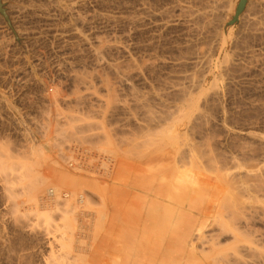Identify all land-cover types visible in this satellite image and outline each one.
<instances>
[{
  "label": "rangeland",
  "instance_id": "obj_1",
  "mask_svg": "<svg viewBox=\"0 0 264 264\" xmlns=\"http://www.w3.org/2000/svg\"><path fill=\"white\" fill-rule=\"evenodd\" d=\"M0 1L10 21V23H7L0 14V149L6 146L9 156H14V159H17L23 157V153H25L24 156L29 153L32 147L39 149L47 145L45 147L50 149V147L55 145L53 143L51 146V142L54 141L55 143L58 142V145H55L57 148L54 146L53 149L47 150L42 147L43 151L45 150L44 153L48 154L49 158L51 157L50 162H57L61 157H63L61 159L65 158L64 162L68 158L72 160L69 159L64 164L60 160L62 163L58 161L59 164H57L64 168L56 165L52 166V168L55 167L58 170L69 173L72 181H76L78 186L70 190L76 196L75 201L71 200L72 202L79 205L77 200H79L80 194L83 193L82 195L85 199L89 196L90 198H88L92 199L94 203L90 202L91 204H89L92 205L93 210H88L92 209L90 208L91 206H87L88 209L87 207L83 208L85 206L80 207L83 205L80 203L79 208L82 210L79 209L81 212H77L78 218L76 215L77 220H73L75 222L74 225L72 221V226L78 225L77 227L83 226L85 228L81 232V242H79L82 243V253L84 255L88 254L86 255V261L89 264H102L107 261L105 257L108 254L110 245L104 240V230L97 231L96 236L94 235L98 229L95 224H98L99 215L97 216V214L102 207L100 199L106 196L105 191L111 182L109 176L112 177L116 172V159L126 156L124 154L125 151H123L125 146H127L128 150L131 148H128L129 143L126 142L129 138L130 143L132 140L136 142L140 140L142 142L144 141L143 138L146 139L151 134L154 135L157 131L159 132L166 124L168 127L173 126V130L176 128L179 133L185 131V138L180 134L182 138L187 139L188 137V141L191 139V142L192 140L193 142L198 140L194 142V145H196L195 143L201 145L206 141L205 144H202V147L196 146L199 152V147H201L202 151L207 148L206 151L209 154L212 152L211 155L216 156L219 154L216 157L221 160V163L224 160L222 164H226L232 174L234 171V174L242 175L246 168L242 169V171L237 169L245 166L243 165L245 162L246 167L252 164L250 165L252 166L250 167L251 169L248 168L249 166L247 167L248 171L253 169V164L254 167L264 164V0ZM197 19L198 21H196ZM105 83L106 85H104ZM144 102H148L147 105L149 106L146 103L143 104ZM142 104L146 106H142V108ZM191 104L193 105L190 106ZM128 106L130 107L129 109ZM135 108L137 112H135ZM152 110L153 112H151ZM146 111H149V113ZM151 113L156 115L154 116ZM127 114L129 116L133 114V117L130 116L132 117L130 118ZM148 114L152 115L150 118L157 116V120L155 118L156 121L153 119L155 122L150 123L153 120L149 118ZM177 116H179V119H177ZM133 118L138 119L135 120ZM177 120L179 121L177 122ZM147 121L149 125L145 123ZM185 124H188L190 128ZM177 125L180 126L177 127ZM71 126H74L79 131L81 130L84 134L81 131L76 134L74 131L76 134L74 135V132H71L73 131L70 129H73ZM97 126L101 129L98 130ZM134 126L135 128H133ZM87 127H89L88 130ZM136 127L138 128L136 129ZM146 127L153 132L150 133ZM157 127L159 128L158 130ZM192 127L193 130L191 129ZM151 128H156L155 132ZM135 130L139 131V136ZM141 130L143 133H141ZM69 133L78 137L73 138L71 136L69 138ZM103 133L118 137H110L111 140H116V143L112 140L115 144L112 143V148L103 145V142H105V139L104 141L102 140L105 138ZM91 134L93 137H91ZM97 134L103 138H98ZM131 134L136 135V138L137 136L142 138L141 134L146 136L148 134V136L146 138L143 136L142 139L137 138V141L135 136ZM131 136L134 137L132 138ZM77 138H80L79 142H77ZM92 138L94 140L96 138L99 139H96L95 146L92 145L94 143ZM85 139L86 141L82 142ZM50 140L52 141L50 142ZM74 140L76 143H74ZM100 140H102V143H100ZM119 140L121 144H124L122 140H125L128 145L120 144L118 146ZM208 140L211 141L210 145H214H211V148H208L210 147ZM91 141L93 142L91 143ZM99 144H101V147L98 148L97 145ZM116 145L118 148H116ZM205 145L209 146L203 148ZM121 146L124 147L122 148ZM215 147L216 149H212ZM109 148L110 151L117 153H114L118 155L116 156L117 158L112 155L113 152H110ZM251 149L253 151H250ZM164 150L170 152V154H175V149L169 146L164 148ZM218 151L225 153V155ZM101 152L103 155L99 154ZM154 153L155 150H152L146 156L154 155ZM222 155L228 156L225 157L227 158L226 160H232L227 161V164ZM247 156L249 160L251 159V162L253 159L254 163L247 162L248 159H245ZM106 157L108 158L106 159ZM127 157L128 159L131 158L129 160L132 162L138 160L133 155H127ZM199 157V159H202L201 156ZM146 159L147 157L144 161ZM205 160L206 158H204L203 162ZM88 161H92L93 164ZM50 162L43 169H37V171L40 170L38 171L40 177L45 176L51 179V175L47 173L48 165L50 167L52 165ZM73 162L75 163L73 164ZM107 162H113V165L111 166ZM239 162L243 164L241 165ZM263 164L260 165L262 168H264ZM104 166L108 169L106 170ZM223 166L219 165V168ZM261 167H259L261 169L259 171L260 174L264 172ZM231 168H234V170L232 171ZM224 169L226 170L225 167ZM78 170L79 172H77ZM225 170L222 171L223 174H227ZM6 173L0 171V264L60 263L57 261L58 253L51 254L50 250L56 241L59 243L57 239H61L60 236L62 237V234L67 236L68 227L62 220L63 216H59L61 215L60 210L56 212L55 209H52L53 203H48L53 200V197L50 196V198L48 193L47 195L43 193L46 190L49 192L52 186H48L49 184L45 185L42 194L46 198L40 193L42 199H39L38 209L34 199L30 201V197H28L29 194L26 191L27 188H25L26 183L20 181L17 174L8 172L10 175L12 174L10 176ZM205 174L213 177L211 173L205 172ZM3 175L5 177L8 175L9 177L7 176L6 179H9L14 185L9 180L6 181ZM14 175L17 177L16 179H14ZM240 181L242 180L240 179ZM240 181L238 180L239 183H241ZM10 183L12 186H10ZM52 183L56 184L53 180ZM216 183H218V194L220 198H223L225 193L229 192V189L228 192L226 191L228 186L224 184V186H227L225 189L222 183L218 181ZM234 184L231 185L233 188L236 186ZM239 185L243 186V183ZM237 186L234 189L235 191L238 189ZM241 186L239 187L242 188ZM5 187L6 189H3ZM12 187L17 191H14ZM21 187H24L26 192ZM19 188L21 189L18 190ZM233 188L231 189L232 191ZM240 188L239 191L241 190ZM7 189L10 190L8 191ZM11 189L13 190L11 191ZM120 189L122 190V187ZM253 189L254 187H252V192L256 191V193H252L251 189L248 190L250 192L246 191L247 193L244 190L243 193L241 190L242 194L239 197L243 196L242 198L248 199L249 195H251L250 199H248L249 204L247 203L248 200H245L247 206L242 204L245 206L243 208L246 210V207L252 208V205L256 208L254 203L260 202L261 208H259L263 211L264 202L262 200H264V194H261V196L263 195L262 198L258 196L261 190ZM59 191L61 199H70V197H67L71 196L69 195V188ZM262 191L261 193H264ZM18 192H21L20 195ZM11 193L15 194L14 197H17H12L13 199H11ZM22 194L23 196H21ZM232 194L234 197L236 193ZM246 194H249L248 197ZM33 195L35 196L36 194L34 193ZM36 196L38 197V195ZM237 196L236 203L238 202L239 204H237L241 206L240 202L242 200L239 202ZM252 197H256L258 201L250 205ZM125 198V196L113 194L112 201L116 200L117 206H120V204L126 203L127 199ZM105 199H107V196ZM45 200L46 203L43 202ZM14 204H17V208ZM47 204L48 207L46 206ZM98 204L101 206L100 208H98ZM232 204L231 202L228 204L229 208ZM228 205L226 206L227 209ZM233 205L231 206L233 212L238 211L236 210L238 208L235 206L236 209H234ZM225 209H222L224 213L227 211ZM252 209L248 208L251 212L254 210ZM260 209L258 211L255 209L254 211L259 213ZM44 211L46 214L49 211L47 218H43ZM216 212H219V210ZM228 212H226L227 215L223 213L225 218H230L228 219L230 222L235 220V223L238 222L236 220H240L241 223L237 224L242 226V220L250 217H246L248 212L242 211V213L246 214L245 218L244 214H239V217L242 215V220L235 219L236 217L232 219L235 213L233 214L230 211L228 214ZM79 214H83L85 217ZM249 214L251 215L250 218L255 216H252L251 213ZM216 215L217 213L215 217ZM50 216L54 218L53 221H51L53 218L51 219ZM259 216L263 218L260 217L256 221L252 219L253 223H251L252 220L250 218L248 219L251 220L250 223L253 228L255 226L257 230H262L261 232H263L264 215L259 213L255 217L259 218ZM102 222L104 223V221ZM234 222L232 225L237 226ZM209 223L203 231L204 239L209 238L211 235L213 236V233L214 238L220 235L218 225L213 222L209 225ZM56 228L57 231L55 230ZM60 228L63 229L60 230ZM64 228L67 229L64 230ZM215 232H218L217 236ZM46 234L49 235L46 236ZM53 235L55 238L57 237L56 240ZM227 235L229 234H225V236ZM224 238H219L220 241H224H219L221 244L224 243L223 247L228 244L225 241L228 242L230 240L229 236ZM53 250L55 251V249ZM84 250H86L85 253ZM74 252L77 254L78 251L76 252L75 250L68 253V255L70 254L71 257L76 256ZM96 253H98L97 255L100 258L97 257Z\"/></svg>",
  "mask_w": 264,
  "mask_h": 264
},
{
  "label": "bare ground",
  "instance_id": "obj_2",
  "mask_svg": "<svg viewBox=\"0 0 264 264\" xmlns=\"http://www.w3.org/2000/svg\"><path fill=\"white\" fill-rule=\"evenodd\" d=\"M259 1H261V0H259ZM264 8V7H263ZM233 12V11H232ZM244 13V12H243ZM7 14V13H6ZM204 15V14H203ZM207 15V14H206ZM251 16V15H250ZM236 17V16H235ZM242 17V16H241ZM203 18V17H202ZM207 18V17H206ZM251 18V17H250ZM262 18V17H261ZM241 20V19H240ZM196 21H198V19L196 20ZM200 21V20H199ZM255 21H256V19H255ZM259 21V20H258ZM245 22V21H244ZM249 22V21H248ZM247 22V23H248ZM255 23V22H254ZM256 24V23H255ZM258 24V23H257ZM231 29V28H230ZM229 30V29H228ZM229 32H231V30H229ZM230 34V33H229ZM231 36V35H230ZM230 38V37H229ZM233 38V37H232ZM99 55V54H98ZM98 55H96V56H98ZM225 55V54H224ZM226 56V55H225ZM98 58V57H97ZM225 58H227V57H225ZM224 58V59H225ZM98 60V59H97ZM106 82V81H105ZM104 83V82H103ZM109 84V83H108ZM104 85H106V83L104 84ZM107 88H109L108 86H107ZM107 92V91H106ZM206 93V92H205ZM202 94H204V92H202ZM139 96V95H138ZM206 96V95H205ZM204 96V97H205ZM107 97H108V95H107ZM98 98V97H97ZM113 98V97H112ZM137 98V97H136ZM107 99V98H106ZM110 99V98H109ZM135 102H136V100H134ZM106 102H108V100H106ZM112 102V101H111ZM110 102V103H111ZM142 102V101H141ZM139 103H140V101H139ZM146 102H144L143 104H145ZM148 103V102H147ZM147 103H146V105H147ZM150 103V102H149ZM111 104H113V103H111ZM110 104V105H111ZM143 104L141 105V107L143 106ZM189 104H190V102H189ZM91 105V104H90ZM146 105H144V106H146ZM193 104H191L190 106H192ZM96 106V105H95ZM111 106H115V105H111ZM140 106V105H139ZM143 106V107H144ZM147 106H149V105H147ZM152 106V105H151ZM150 106V107H151ZM94 107V106H93ZM98 107V106H97ZM140 107V108H141ZM142 107V108H143ZM90 108V107H89ZM92 108V107H91ZM130 107L128 106V109H129ZM92 109H94V108H92ZM127 109V110H128ZM133 109V108H132ZM136 109V108H135ZM95 110V109H94ZM94 110H93V112H94ZM141 110V109H140ZM143 110V109H142ZM132 111V110H131ZM92 112V111H91ZM97 112V111H96ZM135 112H137V109H136V111ZM146 112H148L149 113V111H146ZM151 112H153V110L151 111ZM184 112V111H183ZM125 113V112H124ZM128 113V112H127ZM145 113V112H144ZM156 113V112H155ZM159 113H161V112H159ZM164 113V112H163ZM190 113V112H189ZM188 113V114H189ZM147 114V113H146ZM152 114V113H151ZM187 114V113H186ZM128 115V114H127ZM133 115V114H132ZM132 115H130V116H132ZM135 115V114H134ZM152 115H156V114H152ZM152 115H150V114H148V116H149V118H150V116L152 117ZM160 115V114H159ZM163 115V114H162ZM164 115H166V114H164ZM163 115V116H164ZM190 115V114H189ZM189 115H188V117H189ZM98 116V115H97ZM129 116V115H128ZM129 116V117H130ZM136 116V115H135ZM147 115H146V117H148ZM153 116V117H154ZM167 116V115H166ZM183 116H185V114H183ZM94 117V116H93ZM133 117V116H132ZM132 117H130V118H132ZM139 117V116H138ZM145 117V118H146ZM172 117V116H171ZM179 116H177V119H179L178 118ZM128 118V117H127ZM136 118V117H135ZM135 118H133V119H135ZM140 118V117H139ZM143 118V117H142ZM148 118V119H149ZM155 118H156V120H157V116L156 117H154V118H150L151 120H155ZM162 118V117H161ZM165 118V117H164ZM129 119V118H128ZM138 119V118H137ZM137 119H135V120H137ZM141 119V118H140ZM149 119V121H151ZM171 119V118H170ZM173 119V118H172ZM175 119V118H174ZM184 119H186V118H184ZM126 120V119H125ZM142 120V119H141ZM140 120V121H141ZM151 121L150 123H152V122H155V121ZM159 120V119H158ZM182 120V119H181ZM181 120H180V122H181ZM197 120H198V118H197ZM200 120V119H199ZM171 121V120H170ZM179 120H177V122H178ZM196 121V120H195ZM148 122V121H147ZM147 122H145L146 124H148L149 125V122L147 123ZM165 122H166V120H165ZM128 123H129V121H128ZM144 123V122H143ZM144 123V124H145ZM183 123V122H182ZM188 123V122H187ZM193 123V122H192ZM197 123V122H196ZM93 124V123H92ZM145 124V125H146ZM164 124V123H163ZM180 124V123H179ZM184 124V123H183ZM93 125H95V124H93ZM129 125V124H128ZM154 125H155V123H154ZM185 125H188V124H185ZM92 126V125H91ZM90 126V127H91ZM100 126H101V124H100ZM105 126V125H104ZM130 126V125H129ZM167 126V127H166ZM180 126V125H179ZM178 125H177V127H179ZM189 126V125H188ZM188 126H187V129H188ZM196 126V125H195ZM202 126V125H201ZM71 127H73V129L72 128H70L71 130H73V131H71L72 133L75 131L76 132V134H78V133H80V131L79 130H77L76 128H74V126H71ZM77 127V126H76ZM141 127V126H140ZM139 127V128H140ZM150 127V126H149ZM156 127V126H155ZM159 127V126H158ZM157 127V130L160 128H158ZM172 127L173 126H170V127H168V125H166L165 124V126H163L162 127V129H160V131L158 132L157 131V133H154V135H150V136H148V134H150V133H152L151 132V130H148L147 129V127H146V129L148 130V131H150V133L149 132H147L148 134H147V136L146 135H143V134H141L142 135V138H143V136H145V138L146 139H144L143 138V140L144 141H142V142H140V140L138 141V139H142L141 137L140 138H138V136H139V131H136L137 132V134H138V136H137V138H136V135H134V134H131V135H134L135 136V138L137 139V141L138 142H136L135 140H132L131 141V143H130V138L127 140V139H125V140H127L126 142H128L129 143V145L125 142V140L123 141L122 140V143L124 142V144H121L120 142V140H119V143H118V146L121 144V145H128V148H130L129 150L127 149V146H125V148H123L124 146H121L123 149H125V150H123V151H125L124 152V154H126V156L127 155H133V156H136V158H138V160H135L134 158H133V160H135L134 162H132V161H130L129 159H131V158H129L128 159V157L126 158V156H123V157H120V158H117L116 156H118V155H115V154H117V153H115L114 151H112L113 152V154L112 155H114L115 156V158H117L116 159V172H115V175L113 174V176L112 177H110L109 176V178H111V182H110V184H114V183H116V182H118V179L119 178H121L122 179V182H124V183H131V184H133V186H136V187H140V188H142V189H149V188H152L153 189V195H154V197L156 198V199H161V200H164V203H165V205H164V207H163V209H162V213H163V215H164V218H163V220L159 223V225L161 226V235H160V237H164L163 236V234H164V232L163 231H165V227H166V229L168 230L169 229V236H168V238L166 239L165 238V240H164V243H163V240L161 239V240H159V243L161 242V245H162V243L164 244L162 247H163V249H164V252H163V258L166 256V255H170V254H172L174 257H176V258H178V257H181L182 255H185V256H183L184 257V262H185V264H264V230H263V232H261L262 230H257V228H255V226H254V228H253V226L251 225V223H253L254 221L253 220H257V219H260V217L261 218H263L262 216H259V218H256L255 216L256 215H258L259 213H263V215H264V208H263V211H262V209H260L261 207H260V202H258L257 204L256 203H254L255 201H258L257 199H256V197H252L251 198V201H250V205H251V203H254V205H256V208H255V206H253L252 205V208L254 207L257 211H258V209H260L259 210V213L258 212H256V211H254L252 208H250V207H248L249 209H252L253 211L251 212L250 210H248V208L246 207V210H248V211H246L245 210V208H243V207H245V206H247V203L249 204V200L248 199H250V196L251 195H249V197H248V195H247V197H248V199H244V198H242V197H239V196H241V194H242V192H243V190L245 191V193H247L246 191H248V190H250L251 192H252V187H254V189L253 190H255V188H257L256 190L258 191V189H260L262 192H264V178H263V176H264V172H262V174H260L259 173V171H261V169H259V167H261L260 165H262L263 163L262 162H260V163H262V164H260V163H258V164H260L259 166H255L256 167V171H258V172H256L255 171V167H254V164H253V169L252 170H254V171H252V170H249L248 171V169H247V167L248 168H250V167H252V166H250V165H252V164H249L251 161V159L249 160L248 159V156H247V158H245V159H248V161L247 162H249V163H247V164H249V165H247V167H246V162L243 164V163H241V162H239V163H241V165L243 164V165H245V166H241L240 164H238V165H240L241 166V168L240 169H237V170H241L242 171V169L244 170V168H246V171H244V173L242 174V175H240V174H238L237 172V174H234L235 172L233 171L234 170V168L232 169V171H233V174L231 173V171H230V169L228 168V167H226L227 165L226 164H222L223 163V161H222V163H221V160H218V157H216V156H218L219 154H217L216 156H214L213 154L211 155V153L212 152H210V154H209V152H207L206 150H207V148H205L206 146L208 147L209 145H210V142L211 141H209L208 143H209V145H205L203 148H205L206 150L205 151H202L201 150V147H202V144H205V139H204V141L205 142H203L202 143V141H201V145H198V143H195L196 145H194V142H197L198 140H196V141H194L193 142V140H192V142L190 141H188V137H187V139H184L185 138V131H183L182 133H179V132H177V129L176 128H174V130L172 129ZM176 127V126H175ZM198 127V126H197ZM88 128L89 127H87V130H88ZM93 128H94V126H93ZM92 128V129H93ZM98 130H100L99 129V127L97 126L96 127ZM133 128H135V126L133 127ZM138 127H136V129H137ZM164 128V129H163ZM189 128H190V126H189ZM75 129V130H74ZM80 129V128H79ZM95 129V128H94ZM119 129V128H118ZM145 129V128H144ZM152 130H154V132H155V130H156V128L154 129V128H151ZM179 129H181V128H179ZM184 129V128H183ZM192 130H193V127L191 128ZM201 129H202V127H201ZM83 131H85L84 129H82ZM114 130V129H113ZM139 130V129H138ZM143 130V129H142ZM141 130V133H143V131ZM146 130V131H147ZM186 130V129H185ZM196 130V129H195ZM92 131V130H91ZM94 131V130H93ZM121 131V130H120ZM75 132L73 133L74 135H76L75 134ZM88 132V131H87ZM102 132H103V130H102ZM109 132H111V131H109ZM128 132V131H127ZM199 132V131H198ZM71 133V135H70V133H69V138H71V136H73V134ZM81 133L82 134H84L82 131H81ZM105 133V132H104ZM103 133V135L105 136V138H103V137H101L100 135L98 136V134H97V136H98V138H103L102 140L104 141V139H105V142H103V145H106L107 147H111L112 148V143L114 144V142L116 141V140H114V139H112V140H114V142H112V140L110 139V137L111 138H115L114 136H109L108 135V133H107V135H105ZM118 133H119V131H118ZM124 133V132H123ZM130 133V132H129ZM135 133V132H134ZM185 133V134H184ZM194 133V132H193ZM68 134V133H67ZM116 134V133H115ZM146 134V133H145ZM180 134H182V137H184V138H182L181 137V135ZM195 134V133H194ZM81 135V134H80ZM80 135H79V137H80ZM92 135V134H91ZM114 135V134H113ZM117 135V134H116ZM184 135V136H183ZM202 135V134H201ZM85 136V135H84ZM120 136V135H119ZM122 136V135H121ZM133 136V137H134ZM187 136H189V135H187ZM75 136H73V138H74ZM76 137H78V136H76ZM75 137V138H76ZM91 137H93V135L91 136ZM128 137H129V134H128ZM127 137V138H128ZM132 137V136H131ZM132 137V138H133ZM72 138V139H73ZM98 138H96L97 140H99ZM100 138V139H101ZM116 138H118V137H116ZM134 138V139H135ZM53 140H55L54 138H52ZM78 139V141L77 142H79V139L80 138H77ZM82 139V138H81ZM87 139H90V138H87ZM96 139L94 140L93 138H92V140H94V143L92 144V145H94L95 143H96ZM200 139V138H199ZM209 139V138H208ZM69 140H71V139H69ZM91 140V139H90ZM102 140H100V143H102L101 141ZM187 140V141H186ZM207 140V139H206ZM52 140H50V142H51ZM56 141V140H55ZM72 141V140H71ZM81 141V140H80ZM84 141H86V139L85 140H82V142H84ZM87 141H89V140H87ZM118 141V140H117ZM135 141V142H134ZM49 142V141H48ZM93 141H91V143H92ZM53 143L56 145L57 143H55L54 141H52L51 142V146L53 145ZM74 143H76L75 142V140H74ZM116 143V142H115ZM208 143H206V144H208ZM212 143H213V141H212ZM60 144H61V142H60ZM70 144V143H69ZM73 144V143H72ZM81 144H83V143H81ZM89 144H90V142H89ZM54 145V146H55ZM58 145V144H57ZM75 145V144H74ZM78 145V144H77ZM86 145V144H85ZM96 145V144H95ZM94 145V146H95ZM100 145V146H99ZM99 145H97L98 146V148L99 147H101V144H99ZM111 145V146H110ZM115 145V144H114ZM113 145V146H114ZM212 146H214L213 144H211ZM211 145H210V147H208V148H211ZM10 146V145H9ZM47 147V145H44V147ZM54 146H52V147H50V149L52 148L53 149V147ZM90 146V145H89ZM88 146V147H89ZM118 146L116 145V148H118ZM167 146H169V147H171V148H174L175 150V154H170V152H168V151H165L164 150V148H166ZM196 146H201V147H199L200 148V152H199V149L196 147ZM221 146V145H220ZM6 147V146H5ZM5 147H3V148H1L0 149V171L1 172H11V173H14V172H19L17 169H19V170H21L19 173H14V174H17V177H19V180L20 181H22V182H25L26 183V187H25V183H24V187L25 188H27L26 189V191H28L27 193L29 194V196L28 197H30V201H31V199L33 200L34 199V201H35V205H36V208H37V206H38V203H39V199H42V196L40 195V193L42 194V191H44V188H45V185L46 184H49L48 186H52V188H51V190L49 189V188H47V189H49L50 191L48 192L47 190V192L45 191V192H43L45 195H47V193H48V195H49V197L51 196V197H53V202L51 201V202H48V203H53V208L52 209H55L56 210V212H57V210H60V213H61V215H59L60 217L61 216H63L61 219L62 220H64L63 222H65V224L67 225V227H68V229L67 228H64V230L65 229H67L65 232L67 233V236H63V234H62V237L60 236V238L61 239H57L58 241H59V243L56 241L55 242V244H53L52 245V248H51V254L53 253H58V256H57V258H58V262H60V263H57V264H71V261H72V264H89L87 261H86V258H87V256L86 255H88V254H86V255H84L82 252L83 251H81V244L82 243H80L81 241H80V235L82 234L81 232H83L84 230H83V226H80V227H77V226H72V221L74 220H77L76 219V215H77V212H79L80 210L79 209H81V208H79V206H80V203H82L83 205H81L80 207H83V206H85V207H83V208H86L87 206H91L90 208H92V205H89V204H94L93 202H92V199H89L88 197H86V199H85V197H83V193L82 194H80V196H79V200H77V202L79 203V205L77 204V203H75V202H72V201H75V199H76V196H74V194H73V191H70L69 192V195H71V196H67V197H70V199H61L62 197H61V193H60V191L59 190H62V189H64V188H69L70 189V187H71V182H72V177L70 176V174L69 173H67V172H64L63 170L61 171V170H58L57 168H52V166H58V167H60L58 164V161L59 162H61L62 164H64L65 162H67V160H69L70 158H68L67 160H65V162H64V159H61V158H63V157H61L60 158V160H58V159H56V160H58L57 162L55 161H51L50 162V158L48 157V154L46 155L45 153H44V151H43V149H45L43 146V149H42V147H40L39 149H36V148H34V147H32V148H30V150H29V153H27L25 156H24V154L25 153H23V157H19V158H17V159H14L15 157L14 156H9L10 154H8V150H7V148H5ZM49 147V146H48ZM56 148H57V146H55ZM59 147V146H58ZM104 147V146H103ZM219 147V146H218ZM222 147V146H221ZM9 148H11V147H9ZM8 148V149H9ZM84 148V147H83ZM90 148H91V146H90ZM115 148V147H114ZM120 148V147H119ZM202 148V149H203ZM230 148V147H229ZM252 148V147H251ZM47 149V148H46ZM49 149V148H48ZM47 149V150H48ZM49 149V150H50ZM55 149V148H54ZM88 149V148H87ZM103 149V148H102ZM127 149V150H126ZM212 149H216V147L215 148H212ZM211 149V150H212ZM243 149V148H242ZM258 149V148H257ZM68 150V149H67ZM66 150V151H67ZM89 150V149H88ZM87 150V151H88ZM118 150H120V149H118ZM152 150H155V153H154V155L152 154L151 156L150 155H148V156H146V154H148V153H150ZM209 151H210V149H208ZM218 150V149H217ZM216 150V151H217ZM234 150H237V149H234ZM253 150H254V148H253ZM252 149L250 150V151H253ZM52 151V150H51ZM94 151V150H93ZM92 151V152H93ZM105 153H106V151H108L107 149H106V151L105 150H103ZM109 151H110V148H109ZM110 151V152H111ZM121 151V150H120ZM120 151H119V153H120ZM216 151H214V152H216ZM241 151V150H240ZM259 151V150H258ZM218 152H220V151H218ZM223 152V151H222ZM225 152V151H224ZM239 152V151H238ZM242 152V151H241ZM11 153H13V152H11ZM70 153V152H69ZM108 153V152H107ZM115 153V154H114ZM200 153V154H199ZM217 153V152H216ZM215 153V154H216ZM221 153V152H220ZM228 153V152H227ZM245 153V152H244ZM63 154V153H62ZM93 154V153H92ZM99 154H102V152L101 153H99ZM221 154H223V153H221ZM249 154H250V152H249ZM252 154V153H251ZM15 155V154H14ZM21 155V154H20ZM103 155V154H102ZM122 155V154H121ZM223 155H225V153L223 154ZM222 155V156H223ZM227 155V154H226ZM241 155V154H240ZM253 155V154H252ZM255 155V154H254ZM259 155V154H258ZM22 156V155H21ZM106 156V155H105ZM199 156H201L202 157V159H199L200 157ZM203 156H204V158H206V160L203 162V160H204V158H203ZM236 156V155H235ZM243 156H245V155H243ZM76 157V156H75ZM110 157H113V156H110ZM147 157V159L144 161V159ZM225 157H228V156H223V158H225ZM229 157H230V155H229ZM67 158V157H66ZM94 158V157H93ZM101 158V157H100ZM108 157H106V159H107ZM114 158V157H113ZM217 158V159H216ZM221 158V157H220ZM223 158H221V159H223ZM237 158V157H236ZM243 158V157H242ZM227 158H225V161H226V163H227V161H229V160H232V159H229V160H226ZM241 159V158H240ZM244 159V160H245ZM256 159V158H255ZM55 160V159H54ZM71 160V159H70ZM91 160V159H90ZM115 160V159H114ZM241 160H243V159H241ZM240 160V161H241ZM72 161V160H71ZM219 161H220V163H219ZM234 161V160H233ZM237 161V160H236ZM239 161V160H238ZM257 161V160H256ZM263 161V160H262ZM48 162H50V164H52L51 165V167H50V165H48L49 167V169L47 170V173H49L50 175H51V179L53 180V181H55V183L56 184H58V185H56V184H54V183H52V180L50 179V178H47V177H43L42 175V177H40L39 176V172L38 171H40V170H38L37 171V169L38 168H40V169H43L44 167H45V165L48 163ZM53 162V163H52ZM88 162H91L92 163V161H88ZM94 162V161H93ZM105 162V161H104ZM235 162V161H234ZM252 162H253V159H252ZM251 162V163H252ZM58 163V164H57ZM75 162H73V164H74ZM78 163V162H77ZM86 163V162H85ZM108 164H110L111 166L113 165L112 163H110V162H107ZM107 163H105L106 165H108ZM128 163H133L134 164V167H135V170L134 171H131L130 169H129V167L127 166V164ZM230 163V162H229ZM232 163V162H231ZM237 163V162H236ZM254 163V162H253ZM90 164V163H89ZM93 164V163H92ZM95 164V163H94ZM228 164V163H227ZM233 164V163H232ZM219 165L221 166H223V165H225V166H223L222 168H219ZM231 165V164H230ZM234 165V164H233ZM232 165V166H233ZM236 166H237V164H235ZM257 165V164H256ZM264 165V164H263ZM74 166V165H73ZM78 166V165H77ZM61 167H63V166H61ZM89 167V166H88ZM105 167V169H106V166H104ZM108 167V166H107ZM133 167V166H132ZM224 167L226 168V170L224 169ZM231 167V166H230ZM235 167V166H234ZM257 167H258V169H257ZM64 168V167H63ZM91 168V167H90ZM121 168H124V170L122 171L121 170ZM229 170H228V169ZM236 168V167H235ZM239 168V167H238ZM262 168V167H261ZM95 169V168H94ZM108 169V168H107ZM106 169V170H107ZM111 169H112V167H111ZM251 169V168H250ZM262 169H264V168H262ZM67 170V169H66ZM75 170V169H74ZM77 170V169H76ZM86 170V169H85ZM103 170V169H102ZM101 170V171H102ZM226 171L227 172V174H223L222 173V171ZM229 172H228V171ZM236 170V171H237ZM89 171V170H88ZM94 171V170H93ZM111 171V170H110ZM238 171V172H239ZM263 171V170H262ZM6 173V174H9L10 175V173ZM77 172H79V170L77 171ZM81 172H84V171H81ZM92 172V171H91ZM98 172V171H97ZM106 172V171H105ZM205 172H208V173H211V175H213V177H211V176H209V175H207V174H205ZM88 173V172H87ZM101 173V172H100ZM231 173V174H230ZM239 173H241V172H239ZM19 174V175H18ZM109 174V173H108ZM107 174V175H108ZM111 174V173H110ZM122 174V175H121ZM12 175V174H11ZM10 175V176H11ZM101 175V174H100ZM99 175V176H100ZM4 176V175H3ZM8 176V175H7ZM6 176V177H7ZM15 176V175H14ZM6 177L4 176V178L6 179ZM9 177V176H8ZM16 176H15V178L14 179H16L17 178ZM91 177V176H90ZM96 177V176H95ZM101 177H103V176H101ZM105 177V176H104ZM103 177V178H104ZM108 177V176H107ZM88 178V177H87ZM106 178V177H105ZM1 179V178H0ZM102 179V178H101ZM100 179V180H101ZM212 179H214V180H212ZM240 179L242 180V181H240ZM9 180V179H8ZM7 179H6V181H8ZM238 180L241 182V183H243V186H241V185H239V184H241V183H239L238 182ZM10 181V180H9ZM215 181V182H214ZM216 181H218L219 183H222L223 185L222 186H224V184L225 185H227V186H224L225 187V189H226V187H227V192H228V189H229V192L226 194L225 193V196L223 197V198H220V196H219V194H218V191H219V189H218V183H216ZM11 182V181H10ZM6 184H7V182H5ZM12 183V182H11ZM11 183H10V186H12L11 185ZM105 184H106V182H104ZM235 183V184H234ZM5 184V185H6ZM13 185H14V183H12ZM238 185L237 186V190H238V192H236L234 189H236V186H234L235 188H233L231 185ZM8 185V184H7ZM108 185V184H107ZM23 186V185H22ZM47 186V185H46ZM59 186H61V187H59ZM239 186H241L242 188H240ZM24 187H21V188H24ZM13 188V187H12ZM21 188H19L18 190H20ZM25 188H24V192H26L25 191ZM233 188V191H235V192H233L231 189ZM239 188L242 190L243 188V190H242V192H241V190L239 191ZM3 189H6V187L5 188H3ZM14 189V191H17V190H15V188H13ZM13 189H11V191L13 190ZM8 191L10 190V189H7ZM6 190V191H7ZM4 191V190H3ZM250 191H248V192H250ZM261 191H260V195L258 194V196H261V194H264V193H261ZM5 192V191H4ZM22 192V191H21ZM20 192V193H21ZM62 192V191H61ZM63 192H65V191H63ZM125 192V191H124ZM253 192H255L256 193V191H253ZM252 192V193H253ZM1 193H2V191H1ZM16 193V192H15ZM19 193V192H18ZM17 193V194H18ZM20 193H19V195H20ZM27 193H25V194H27ZM36 194V195H38V197L35 195H33V194ZM71 193V194H70ZM127 193V192H126ZM148 193H150V192H148ZM232 193H236V194H234V197H233V194ZM237 193H240V194H237ZM244 193V192H243ZM251 193V194H252ZM5 194V193H4ZM9 194V193H8ZM12 195H11V199H13L12 197H14V195L15 194H13V193H11ZM27 194V195H28ZM44 194H42L43 196H44V198H46L45 197V195ZM66 194H67V192H66ZM64 195V194H63ZM132 195H134V194H132ZM148 195V194H147ZM150 195V194H149ZM224 195V194H223ZM239 198L238 199V201L240 202V200H242L241 202H240V204H241V206H242V209H241V206L240 205H238L237 203H236V201H237V198H236V196ZM5 196V195H4ZM7 196V195H6ZM10 196V195H9ZM21 196H23V194L21 195ZM25 196V195H24ZM94 196V195H93ZM144 196H146V195H144ZM255 196V195H254ZM15 197H17V196H15ZM14 197V198H15ZM18 197H20V196H18ZM50 197V198H51ZM245 197V196H244ZM247 197H245V198H247ZM262 198H263V195L261 196ZM261 197H257L258 199L260 198V199H262ZM6 198V197H5ZM9 198V199H10ZM21 198V197H20ZM25 198H27V197H25ZM37 198V199H36ZM49 198V199H50ZM65 198H66V196H65ZM110 198V197H109ZM242 198V199H241ZM4 199V198H3ZM18 199V198H17ZM29 199V198H28ZM244 199V200H243ZM253 199H254V201H253ZM256 199V200H255ZM6 200V199H5ZM47 200V199H46ZM46 200L45 201H43V202H45L46 203ZM72 200V201H71ZM97 200V199H96ZM101 206L99 205V207L98 208H100L101 207V212L99 211L98 212V214H97V216L99 215V217H98V220H97V222H98V224H95V225H97V230L95 231V233H94V235L96 236V232L97 231H100V230H102L103 229V227H105L106 226V228L109 230V229H111L113 226H114V223H113V221H114V218H115V216H116V210H117V207H116V205H115V203H114V201H112L113 200V198H111L110 199V202H111V204H110V206H111V209H110V211H109V213H107L108 211H107V203H106V199L105 198H103V197H101ZM247 201V203H246V201ZM14 201V200H13ZM16 201V200H15ZM147 201V200H146ZM231 202V204L234 206L233 208L234 209H236L235 208V206L238 208V209H236V210H238V211H236V212H238V213H236V212H233V209H231L232 207V205H230V208H229V205L228 204H230V202ZM245 203H244V202ZM259 201H261V200H259ZM263 202H264V200H262ZM9 202V201H8ZM28 202V201H27ZM42 202V201H41ZM72 202V203H71ZM91 202V203H90ZM96 202V201H95ZM109 202V203H110ZM114 204H113V203ZM229 202V203H228ZM243 202V203H242ZM16 203H17V201H16ZM20 203V202H19ZM26 203V202H25ZM28 203H30V202H28ZM44 203V204H45ZM41 204H43V203H41ZM146 204V203H145ZM238 206H237V205ZM242 204H245V206L244 205H242ZM17 205V204H16ZM15 204H14V206H16ZM23 205V204H22ZM78 205V206H77ZM228 205V209L226 208V206ZM9 206H11V205H9ZM20 206V205H19ZM47 207H48V204L46 205ZM45 206V207H46ZM49 206H51V205H49ZM121 206V205H120ZM123 206V205H122ZM249 206V205H248ZM258 206V207H257ZM41 207H42V205H41ZM43 207H44V205H43ZM47 207H46V209H47ZM94 207V206H93ZM260 207V208H259ZM262 207H263V204H262ZM8 208V207H7ZM11 208V207H10ZM13 208H15V207H13ZM16 208H17V206H16ZM16 208L14 209V210H16ZM49 208H51V207H49ZM128 208V207H127ZM132 208V207H131ZM161 208V207H160ZM218 208V209H217ZM227 209V211H226V209ZM258 208V209H257ZM5 209V208H4ZM38 209H39V206H38ZM37 209V210H38ZM87 209H88V207H87ZM136 209V208H135ZM144 209V208H143ZM217 209V210H216ZM222 209H225V211L226 212H230V211H232V213L234 214H232L233 216H232V219L233 218H235V219H241L242 220V215H240L241 217H239V214H244L243 216H244V218H245V216H246V214L245 213H242V211L244 212H248L247 214V216L246 217H248V216H250L251 217V215L249 214V213H251L252 214V216H254L255 217V219H254V217H252V218H250V217H248V218H250L251 220H252V222L250 223V219H248V218H245L244 220H242V224H243V226L241 225H238L239 223H241V221L240 220H236V222L238 223H235L234 221L235 220H232L231 222H230V220L228 221V219H230V218H228V216H227V218L228 219H226L225 218V216L223 215V210ZM230 209V210H229ZM239 209H240V211H239ZM10 210V209H9ZM82 210V209H81ZM88 210H93V208L92 209H88ZM87 210V211H88ZM122 210V209H121ZM137 210V209H136ZM139 210V209H138ZM218 211L219 210V212H216V211ZM222 210V211H221ZM12 211V210H11ZM18 211V210H17ZM127 211H129V210H127ZM4 212V211H3ZM16 212V211H15ZM49 212V211H48ZM48 212H47V214H46V212L44 211V213L45 214H43V212H41L42 214H43V218H47L48 216ZM81 212V211H80ZM138 212V211H137ZM224 213L225 215H227V213ZM229 212H228V214H229ZM241 212V213H240ZM1 213V212H0ZM10 213V212H9ZM14 213V212H13ZM83 213V212H82ZM217 213V215H216V217H215V214ZM50 214V213H49ZM84 214H85V211H84ZM158 214H159V212H158ZM28 215H30V214H28ZM51 215V214H50ZM79 215H81V214H79ZM96 215V214H95ZM108 215V216H107ZM134 215H136V214H134ZM235 215H237L238 216V218H237V216H235ZM260 215H262V214H260ZM3 216V215H2ZM11 216V215H10ZM13 216H14V214H13ZM16 216V215H15ZM20 216V215H19ZM27 216V215H26ZM46 216V217H45ZM81 216H84L83 214L81 215ZM125 216H127V215H125ZM9 217V216H8ZM7 217V218H8ZM51 217V219L53 218L52 216H50ZM58 217V216H57ZM85 217V216H84ZM136 217V216H135ZM4 218H5V216H4ZM15 218V217H14ZM18 218V217H17ZM25 218H27V217H25ZM77 218H78V215H77ZM141 218V217H140ZM158 218V217H157ZM1 219H2V217H1ZM6 219V218H5ZM24 219V218H23ZM56 219V218H55ZM60 219V218H59ZM81 219V218H80ZM86 219V218H85ZM246 219H247V221H246ZM4 220V219H3ZM14 220H16V219H14ZM19 220H20V217H19ZM18 220V221H19ZM41 220V219H40ZM54 220V218L51 220V221H53ZM89 220V219H88ZM118 220V219H117ZM17 221V220H16ZM15 221V222H16ZM30 221V220H29ZM48 221V220H47ZM50 221V220H49ZM61 221V220H60ZM73 221V225L75 224V222ZM85 221V220H84ZM102 221H104V223L102 222ZM171 221H172V223H171ZM23 222V221H22ZM96 222V223H97ZM123 222V221H122ZM208 222H213V223H215V224H217L218 225V227L220 228L219 230H220V235H218V232H215V233H217L216 234V236L217 237H215L214 238V233H213V236L211 235V236H209V238H205L204 239V237H203V231H204V229L205 228H207L206 227V225H208ZM233 222L235 223V224H237V226L236 225H232L233 224ZM49 223V222H48ZM54 223H56L55 221H54ZM103 223V224H102ZM210 223H209V225H210ZM24 224V223H23ZM79 224H81V223H79ZM140 224V223H139ZM27 225V224H26ZM49 225V224H48ZM51 225V224H50ZM3 227H5V226H3ZM48 227H51V226H48ZM54 227V226H53ZM52 227V228H53ZM58 227V226H57ZM60 227V226H59ZM62 227V226H61ZM64 227H65V225H64ZM164 227V228H163ZM45 228V227H44ZM32 229V228H31ZM48 229H50V228H48ZM47 229V230H48ZM63 229V228H62ZM61 228H60V230H62ZM85 229V228H84ZM105 229V228H104ZM164 229V230H163ZM218 229V228H217ZM5 230V229H4ZM52 230V229H51ZM56 231H57V228L55 229ZM58 230H59V228H58ZM154 230V229H153ZM215 230V229H214ZM54 231V230H53ZM52 231V232H53ZM110 231V230H109ZM114 231V230H113ZM139 232V231H138ZM153 232V231H152ZM1 233V232H0ZM6 233H8V232H6ZM60 233V232H59ZM65 233V234H66ZM107 233V235H108V232H106ZM158 233V232H157ZM229 234V235H227V236H229V238H230V240H229V238H228V240L230 241H228V242H226L227 240H226V238H224V237H227V236H225V234ZM53 234V233H52ZM160 234V233H159ZM11 235V234H10ZM47 235H49V234H46V236ZM223 235H224V237H223ZM4 236V235H3ZM21 236V235H20ZM155 236V235H154ZM157 236V235H156ZM11 237V236H10ZM45 237V236H44ZM43 237V238H44ZM52 237V236H51ZM9 238V237H8ZM18 238V237H17ZM53 238H55L54 237V235H53ZM57 238V237H56ZM56 238H55V240H56ZM93 238H94V236H93ZM93 238H91V239H93ZM119 238H121V237H119ZM125 238H127V237H125ZM151 238V237H150ZM219 238H224L226 241H225V243H228L227 244V246H226V244H225V247H223L224 246V243H220V242H224V241H220V239ZM3 239V238H2ZM110 239V238H109ZM219 239V240H218ZM14 240V239H13ZM52 240V239H51ZM88 240V239H87ZM120 240V239H119ZM124 240V239H123ZM21 241V240H20ZM80 241V242H79ZM83 241V240H82ZM92 241V240H91ZM94 241V240H93ZM126 241V240H125ZM125 241H122V245H125ZM220 241V242H219ZM84 242V241H83ZM87 242V241H86ZM57 243V244H56ZM4 244V243H3ZM50 244H52V243H50ZM10 245V244H9ZM84 245V244H83ZM200 245H201V247H200ZM4 247H5V245H4ZM14 247H15V245H14ZM155 247V246H154ZM3 248V247H2ZM11 249V248H10ZM19 249V248H18ZM17 249V250H18ZM53 249H55V251L53 250ZM73 249H75L76 250V252L78 251V252H80L79 254H78V252H77V254H76V256H73V257H71L70 256V254L68 255V253H71V252H73V251H75V250H73ZM13 250V249H12ZM15 250V249H14ZM16 250V251H17ZM25 250V249H24ZM57 250V251H56ZM68 250V251H67ZM73 250V251H72ZM80 250V251H79ZM21 251V250H20ZM26 251V250H25ZM85 251L86 250H84V253H85ZM159 252V251H158ZM73 253V255H75ZM10 254V253H9ZM12 254H13V252H12ZM21 254V253H20ZM49 254H50V252H49ZM159 254V253H158ZM4 256V255H3ZM26 256V255H25ZM56 256V255H55ZM71 258V260H70V258ZM117 256V255H116ZM135 256V255H134ZM114 257H115V255H114ZM2 258V257H1ZM9 258V257H8ZM53 258H54V256H53ZM100 258V257H99ZM22 259V258H21ZM73 259V260H72ZM1 260V259H0ZM9 260V259H8ZM8 260H7V262H8ZM45 260V259H44ZM23 261H24V259H23ZM22 261V262H23ZM50 261V260H49ZM52 261V260H51ZM157 261V260H156ZM182 262V261H181ZM54 263V262H53ZM13 264V263H12ZM21 264V263H20ZM48 264V263H47ZM55 264V263H54ZM102 264H118L117 262H114L113 260H107V261H104ZM162 264V263H161Z\"/></svg>",
  "mask_w": 264,
  "mask_h": 264
},
{
  "label": "crops",
  "instance_id": "obj_3",
  "mask_svg": "<svg viewBox=\"0 0 264 264\" xmlns=\"http://www.w3.org/2000/svg\"><path fill=\"white\" fill-rule=\"evenodd\" d=\"M127 166L131 171L135 170L133 163H128ZM121 170L123 171L124 168H121ZM121 178L118 179V182L110 184L105 191V195L107 196V213H109L111 209L108 201L110 202V199L113 198V194H119L122 195V197L125 196V199H127L126 203L124 202V204H122L123 206L121 204V206H117L116 200H114L117 207L116 216L113 221L114 226L109 229L110 231L106 226L102 229L105 231L103 234L104 240L110 245L105 260H113L118 264H185L183 257L185 255L176 258L170 254L163 258L164 249L162 246L164 245L165 238L169 236V229L167 230L166 227H163L165 229V231H163V236H165L160 237L162 230L159 223L164 218L162 213V209L165 205L164 200L156 199L153 195L152 188H138L131 183L122 182ZM118 185L122 187L123 191ZM77 186L76 181H72L69 190H73ZM106 232H108V235ZM161 239H164L162 245L161 242L159 243ZM122 241H125V245H122ZM97 254L98 253H96V255ZM97 257L99 256L97 255Z\"/></svg>",
  "mask_w": 264,
  "mask_h": 264
},
{
  "label": "water",
  "instance_id": "obj_4",
  "mask_svg": "<svg viewBox=\"0 0 264 264\" xmlns=\"http://www.w3.org/2000/svg\"><path fill=\"white\" fill-rule=\"evenodd\" d=\"M0 14L5 18L7 23H10L9 18H8L7 14H6V11L3 8V5H2L1 1H0Z\"/></svg>",
  "mask_w": 264,
  "mask_h": 264
}]
</instances>
